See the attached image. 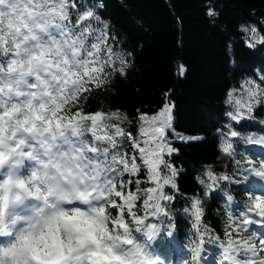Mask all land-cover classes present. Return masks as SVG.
Returning a JSON list of instances; mask_svg holds the SVG:
<instances>
[{
  "label": "trees",
  "instance_id": "trees-1",
  "mask_svg": "<svg viewBox=\"0 0 264 264\" xmlns=\"http://www.w3.org/2000/svg\"><path fill=\"white\" fill-rule=\"evenodd\" d=\"M77 3L98 5L95 11L100 22L108 25L115 37L114 46L126 52L131 62L125 77L114 76L107 87L90 93L81 101V109L86 113L118 111L127 117L123 127L136 136L141 112H156L165 94L174 105L175 133L171 142L177 152L170 159L178 176L177 188H166L174 197L168 204L169 217L162 219L160 231L149 243H146L148 230L133 231V236L165 263L188 264L197 239L193 218L185 212L191 201L195 198L203 201V224L223 238L227 212L239 214L246 210L248 196L257 193L252 191L249 174L238 170L220 145L221 132L227 131L225 125L234 123L226 115L233 110L225 102L227 93L235 90V95L240 96L241 85L264 71V46L247 47L241 32L242 27L254 26L264 34V0H77ZM209 7L214 9L215 16L207 15ZM181 64L187 69L183 76L178 71ZM69 109L63 116L69 114ZM63 116L59 113L58 119ZM254 116L256 121H264V106L257 107ZM243 123V127H236L245 135L264 130L256 122ZM175 135L194 139L184 142L175 139ZM124 147L128 149L126 143ZM234 148V159H253L255 163L262 159L261 153L251 149L243 139L234 141ZM209 169L218 177L228 175L231 182L219 180L209 190L199 182L207 181L205 173ZM140 178L145 179L143 173ZM227 195L233 197L232 206ZM141 204L142 200L138 201L140 214ZM175 244L179 247L177 253ZM203 248L202 255H210L213 260L210 264H216L218 248L207 242Z\"/></svg>",
  "mask_w": 264,
  "mask_h": 264
},
{
  "label": "snow or ice",
  "instance_id": "snow-or-ice-1",
  "mask_svg": "<svg viewBox=\"0 0 264 264\" xmlns=\"http://www.w3.org/2000/svg\"><path fill=\"white\" fill-rule=\"evenodd\" d=\"M14 2L15 0H0V15L4 13L6 3L11 10ZM49 4L53 6L50 11L56 17L55 31H50L49 36L52 37L51 44L63 54V60H50L53 69L51 75L33 76L25 85L23 94L38 95L42 91L39 80L43 78V88L47 89V95L52 101L58 104L61 116L70 108L71 112L67 115L69 121H87L91 129L88 137L69 138L62 144L54 145V149H64L55 151L54 154L76 156L84 162L87 193L109 210L112 215L111 227L118 237L123 239L127 234L129 238L124 242L132 246L135 244L131 238L133 231L139 233L148 230L151 239L160 231L162 219L169 217L168 204L174 197L166 188H177L178 171L170 159L177 152L171 142L175 133L174 105L165 94V100L156 112H141L137 118L139 129L136 136L123 127L127 117L118 111L84 112L80 107L81 101L87 99L90 93L107 87L114 76L125 77L131 62L126 52L117 50L114 46L115 37L109 32L108 25L100 22V17L95 11L98 5L89 7L77 3V0H49ZM207 15H216L212 7L207 9ZM94 21L97 23L94 24ZM241 32L244 33V43L247 47L264 46V34L256 27H242ZM14 57L15 53H8L7 57L0 58V69H9L10 61H13ZM178 71L179 75L183 76L187 69L181 64ZM4 83L5 77L0 72V115L9 106L11 99L3 95ZM241 88L240 96L235 95V90L227 93L225 102L232 106L233 110L228 111L226 115L234 123L226 124L227 131L221 132L220 149L225 155L233 158L238 170L264 181V158L259 163H255L253 159H234V141L238 139H243L249 146H260L264 149V130L258 129L245 135L236 127H243L244 121H253L264 127V121H256L254 116L256 108L264 106V71L258 77L247 79ZM175 139L189 142L194 138L175 135ZM125 143L130 151L124 147ZM33 152L43 157L46 149L34 142L27 146L24 154L30 155ZM141 173L145 179L140 178ZM205 176L210 183L204 179L199 182L209 190L214 188L219 180L231 182L228 175L218 177L210 169L206 171ZM245 179H248V176ZM143 184L148 186L141 187ZM226 199L229 204L233 201L231 195H227ZM141 200L142 214L137 211V203ZM185 212L193 218L192 227L197 238L191 253L192 259L188 264H202L203 246L206 242L213 243L219 249L216 264H264V237H257L255 233L250 232L249 226L255 221L249 219L248 215L255 212L257 216L264 218V192L251 193L246 210L239 214H234L231 210L227 212L223 238L215 235L203 224L205 212L202 200L193 199ZM62 219L68 223L84 219L93 226V232L89 234L92 239H95V229L100 227L97 221L84 214L63 216ZM261 224L264 226V220ZM75 227L77 231L81 230L78 225ZM168 235H172L171 231H168ZM135 246L144 257V264H162L153 258L144 245ZM63 248L61 243L52 264H69L73 259L72 252L75 249L69 248L66 254Z\"/></svg>",
  "mask_w": 264,
  "mask_h": 264
},
{
  "label": "clouds",
  "instance_id": "clouds-1",
  "mask_svg": "<svg viewBox=\"0 0 264 264\" xmlns=\"http://www.w3.org/2000/svg\"><path fill=\"white\" fill-rule=\"evenodd\" d=\"M51 7L49 0H15L0 15V58L15 53L11 67L0 69L3 95L26 97L0 115V264H52L61 243L66 254L75 249L69 264H144L135 246L143 243L131 236L135 244L129 246L127 234L118 237L109 210L87 193L84 162L54 154V145L83 139L91 130L87 121L58 119V104L47 95L43 78L38 95L23 94L30 78L51 75L50 60H63L49 36L56 19ZM34 142L46 149L43 157L24 154ZM81 214L99 223L95 239L84 219H62Z\"/></svg>",
  "mask_w": 264,
  "mask_h": 264
},
{
  "label": "rangeland",
  "instance_id": "rangeland-1",
  "mask_svg": "<svg viewBox=\"0 0 264 264\" xmlns=\"http://www.w3.org/2000/svg\"><path fill=\"white\" fill-rule=\"evenodd\" d=\"M66 147V146H65ZM64 150V149H63ZM255 182H256V184L259 186V187H263V185H262V183H264V181H261L259 178H256L255 177ZM250 216L251 217H253L252 216V214H250ZM256 219H258L257 217H255ZM263 220H264V218H262ZM259 220V219H258ZM260 221V220H259ZM256 222L255 223H253V224H251L250 226H249V228H250V230L252 229L253 230V228H256ZM259 226V225H258ZM155 259V258H154Z\"/></svg>",
  "mask_w": 264,
  "mask_h": 264
}]
</instances>
